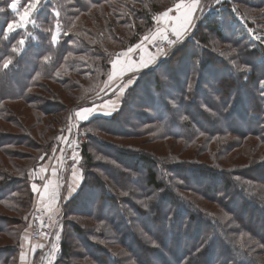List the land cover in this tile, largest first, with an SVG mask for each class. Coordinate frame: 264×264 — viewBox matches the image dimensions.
Wrapping results in <instances>:
<instances>
[{
    "label": "trees",
    "instance_id": "trees-1",
    "mask_svg": "<svg viewBox=\"0 0 264 264\" xmlns=\"http://www.w3.org/2000/svg\"><path fill=\"white\" fill-rule=\"evenodd\" d=\"M117 1L43 0L34 16L35 24L8 35L7 25L15 21L16 15L11 8L12 0H0V8L3 9L0 12V120L9 121V117L2 119L6 111L4 104H32L31 91L44 89L51 82L67 86L70 90L87 91L86 96L89 94L90 99L85 104L75 105H80L76 111L105 102L117 90L115 88L106 97L102 96L106 83L107 86L110 83L111 61L122 53L117 55L118 52L114 53L106 43L108 36L115 34L117 25H120L118 17L122 16L121 9L124 8L130 16H145L150 26L154 25L156 15L169 11L177 3L197 2L144 0L138 7L119 3L106 13L107 7ZM201 1L204 7L199 21L188 38L178 43L166 56L173 53V58L182 54V59L176 62L173 59V67L166 63L169 59L154 70L129 77L127 92L122 96L118 109L107 115L100 113L93 116L82 127L88 132L96 127L98 132L102 129L105 134L128 138H136L128 134L141 130V135L148 136L146 142L183 143L181 153L193 151L198 156L207 154L212 143L218 142L217 159L213 164L200 162L197 158L184 160L173 152L159 156L152 151L120 148L117 144L103 142L105 148L109 145L115 148L112 156L109 155L115 164L96 167L95 153L103 156V148L98 141L95 142L96 147L84 144L83 160L78 171L80 189L63 207L64 218L56 231L59 238L55 250L50 252L51 256L56 251L52 264H75V258H80L81 255L75 253L77 248L70 243L72 235L82 240L79 241L82 250L94 264H264V158H254L249 164L229 168L223 167L226 162L221 161L222 157L232 156L233 152L243 149L250 139L258 140L264 147V93L261 88L264 63H260L259 59L264 58V49L262 53L252 49L251 41L243 35L247 27L255 28L247 18L250 10H263L258 14H262L259 20L264 22V0H198ZM144 7L146 10H138ZM210 8H225V11H220L222 18L220 13L203 17ZM91 11L97 14L94 23L102 24L101 28L104 27V18L109 21L106 27L109 32L106 34L105 29L99 30V36L94 37L91 32L95 29L85 27L91 41L87 39L88 34L87 38H80L81 49L77 53L88 55L91 59L68 61L71 48L63 38L54 41V30L60 22L67 31L78 24L83 14ZM237 18L243 19L245 24L240 23L237 29H233L231 24ZM135 30L134 38L138 41L143 31L139 32L137 27ZM6 34L7 39L4 38ZM22 36L24 47L18 44ZM117 39L125 41L121 35ZM217 42L223 43L226 48L219 50ZM13 48L18 51L14 52ZM218 56H224V59ZM9 58L12 63L4 69L3 62ZM233 58L243 70L227 69L226 64ZM179 66L182 71L178 70ZM62 69L75 72L78 79L63 80L61 77L65 73ZM151 74L156 75L158 100L143 102L149 105L144 109L151 111V115L147 116L135 111L136 106H140L135 101L140 100L141 92L148 96L145 91V85L149 83L146 77ZM219 74H225L224 79H216ZM96 76L98 78L93 80ZM161 79L173 82L171 87L168 86L175 89L173 95H166L168 92L163 91L166 83H159ZM15 122L20 125L18 117ZM89 135L90 143L99 138L97 134ZM56 138L57 135L43 147L31 167L13 164L16 177L5 170L10 169H0V205L21 215L17 229L10 228L13 225L4 218L0 225V233L16 238L10 253L16 254L15 261L11 259L13 264H21V246L30 226L29 215L36 197L30 171L39 166L43 157H49ZM5 142L0 135V148L4 149ZM197 144L200 147L192 149ZM252 149L259 151L258 147ZM3 156L7 158L8 155L4 153ZM94 169H101L109 182H104ZM83 192L88 197H81ZM124 193L129 198L121 197ZM200 200L215 204L218 214L201 209L198 205ZM84 202L95 206L88 216L96 224L87 234L80 225L69 226L67 219L68 216L83 215ZM113 213L117 214L116 219ZM139 218L142 220L141 227L137 226ZM126 247L130 250L128 256L125 254ZM1 253L4 252L0 250V264L5 262ZM40 256L45 254L40 252Z\"/></svg>",
    "mask_w": 264,
    "mask_h": 264
},
{
    "label": "rangeland",
    "instance_id": "rangeland-1",
    "mask_svg": "<svg viewBox=\"0 0 264 264\" xmlns=\"http://www.w3.org/2000/svg\"><path fill=\"white\" fill-rule=\"evenodd\" d=\"M223 1L225 2L227 0H223ZM12 2L17 3V9L15 11L12 9L16 15L14 22L19 23V16L17 15V12H20V13L23 12V9L26 6L28 0L26 3L24 2V0H12ZM143 2H144V0H118L117 2L112 4V6H110V8L107 7L106 13L109 10H111V8H113V5H115V4L121 3L122 5H127V6L132 4V5H134V6L136 5L138 7ZM181 2H183V1H181ZM39 8H40V5L38 6V10H36L33 13V18L35 16V14L39 11ZM140 9H142L143 11L146 10L145 7L139 8L138 10H140ZM213 9L214 8H210V9H208L207 12H204L203 17H204V15H214V14L217 15V13H220V11H225V8H221V9L215 8L214 10ZM101 10L102 9L100 8L99 11H101ZM95 11H98V10H95ZM95 11H91L89 13L83 14L79 18L78 24L76 23L75 26L68 28L67 31H66V29L63 28V26L60 24V22L57 24L56 29L54 30L55 31L54 34L56 37L55 41H59L61 38H63L65 40V42L69 45V48H71V54H69L67 56L68 61H70V60L89 61V59H91L88 55H80L77 53V51L81 49L79 39L80 38H82V39L87 38L86 34L89 33L86 31L85 27L89 28L91 30L95 29V31L91 32V34L94 37L99 36V32H101L99 30L103 31V29H105L104 33L108 34L109 31L106 27L109 24V21L105 18H104V20H102L103 25H104L103 28H101L102 24L96 25L94 23V18L97 16ZM121 11H122V16L118 17V23L120 25L119 26L117 25V28L115 29V31H116L115 34L108 36V39L106 40V43H108L107 46L110 47L114 53L118 52L117 55L120 54L121 51L122 52L127 51V50L131 49L132 47H135L142 40L147 38L152 33V31L155 29V27L157 26V20L159 19V17H161L163 15V13H161L159 16L156 15L154 18V21H155L154 25L151 24L149 26L148 25L149 22L146 20L145 16H142V15L135 16L133 14L130 16L124 8L121 9ZM262 11L263 10H259V11L250 10V12H249L250 14L247 15V18L250 20V22H252L254 24L255 28L247 27V30H245V33H243V35H245V37L251 41V43L253 45L252 49H257L260 53H262V49H264V22H261V20H259V19H261V17L259 18V16L262 14H258V13L262 12ZM203 17H202V19H203ZM219 17L222 18L221 13L219 14ZM199 19H200V15L195 19V24L199 21ZM240 23L245 24L243 19L237 18V21L233 22L231 24V26L233 29H237L239 27V25H241ZM29 25H31V23H29L27 25V27ZM134 26L140 29L139 32L143 31L142 36L140 37L141 39H139L138 41L136 38H134V34L136 31ZM145 28L147 29L146 31H144ZM151 28H152V30H151ZM18 30H25V29L17 28L13 32L9 33L8 35L13 34V33L17 32ZM146 32H148V33L145 34ZM171 32L174 33V31L168 30L166 32L165 38L168 37ZM118 35L123 36L125 41H119L117 39ZM188 36H189V34H187L183 38L181 36H177V37H178V40L182 41L185 38L187 39ZM21 38H23V36ZM87 39H89L91 41L89 34H88ZM135 39L137 42L135 41V44H133L132 42ZM150 45H151V43H149V42L144 43V47L147 50H149V52L151 54H154L149 49ZM24 46H25V44L22 47H24ZM217 48L219 50H220V48L225 49L226 46L223 45V43H218ZM188 50L189 49H187L186 51H188ZM189 51H191V49ZM222 51H223V53H225V50H222ZM220 53H222V52H220ZM158 55L159 54H157V53L154 54V56L158 57L157 58L158 59L157 64L153 65L148 70H154L155 68H158L161 63H163L164 61L166 62L169 59H171L172 61L170 60L166 63H170V67H171V65L173 67L176 60H181L183 57V56H181L182 55L181 54L179 56L177 55V56H174L172 58V56H173V53H172L171 55L166 57V59L165 58L159 59ZM223 57L224 56H218L219 59H224ZM173 59L175 61L174 63H173ZM259 59H260V63H264V58H259ZM112 61H113V59H112ZM112 61H111V68H112ZM229 61L230 62H228V64H226L227 69H229L231 67L237 72H239L240 70H243L241 65L238 64L237 59L233 58V59H229ZM168 68H169V66H168ZM182 69H184V68L182 67ZM178 70L182 71L181 66H179ZM61 71H63L65 73V74H63V77H61L63 80H67L69 78H72L75 80L78 79L75 72L71 73L70 71H67L64 69H62ZM160 71H162V70H160ZM111 72H112V70H111ZM243 72H245V71H243ZM155 76H154V74H151L150 76L146 77V80L149 82L148 84L145 85V86H147V87H145V91L148 92V96L144 95V93L141 92L140 93L141 95L139 96L140 100L135 101V103L140 105L138 107L136 106L135 111L138 113L141 112L143 115H147V116L151 115V111L144 109L145 106H149L148 103H143V102L144 101L150 102L151 100H158L157 92H156V90H158V89L155 88V86L157 84V82H155V78H154ZM224 76H225V74H219V76H217L216 79L222 80V79H224ZM138 77L139 76H137V78L135 79V83L137 82ZM97 78L98 77L96 76L92 79L96 80ZM110 78H111V73H110ZM193 80H195L194 76H193ZM159 83H166L165 86H163V84H162L163 91L168 92V93H166V95L167 94L173 95V92L175 89L169 88V87H171L170 85H172V83H173L172 81H169V82L164 81L163 82L161 79V82H159ZM103 84H104V82H103ZM103 84H102V86H103ZM47 85H48V87H45L44 89L38 88V89L31 91L32 96H33V103L32 104L23 103V102L4 104V108H6L5 109L6 111L3 112L2 119H6L9 117L8 118L9 121L0 120V135H1V137H4L5 141H6L4 143L5 144L4 149H3V147L0 148V169L3 170V168H5V167L10 169V170L5 169V170L8 171L11 175H13L15 177H16V171L13 170V164L14 165L18 164L19 166L25 167V168L31 167L35 163V157L42 152L43 147L46 144H49L51 142L52 138L57 135L55 146H54V148L50 154V155L56 156V151L61 149V147L64 148L66 143L67 144L70 143V140L73 139V137L70 135V131L72 132L73 136H75V133L77 135L78 141H76V142L78 145H80L79 146V151H80L79 156L80 157L82 156V148H83L84 144L89 143V145L91 147H96L95 142L98 141V144L100 145V147L103 148V156L97 152L96 153L94 152L96 155V158H95L96 167L99 165H101L102 167H105V166H108L109 164L111 166H114V164H115L113 159L110 158V156H109V155L112 156L113 152L115 151V148L113 146H110V145H109V147L107 146L105 148V144L103 142H106V143L109 142L112 144H117L120 146V148H126V149H129V147L136 148V149L140 148V149H144L147 151L155 152L159 156H167L168 154H171L173 152V154H179V158L181 157V159H184V160L191 159V158H194V159L197 158L198 161L200 160V162L203 161V162L213 164V161L217 159V157H215V154H216V149L218 147V144H217L218 142L212 143V145L210 146L209 152L207 154H204L203 156H198L193 151H189V152H186L184 154L181 153L180 148H182L183 143L177 144L176 142H173V141H168V142L163 143V142H153L150 140L148 142H146L148 139V136L145 134L141 135L140 134V133H142L141 130H139L138 133L135 131H132V132L130 131L131 133L128 134V136H131V134H132L131 137H136V138L114 136V135H110L108 133L105 134L102 132V129H101V131L98 132L97 131L98 129L96 127L92 128L91 132L90 131L88 132L87 129L82 127L83 124L80 120V122L78 121L79 122V128L76 131H74L73 129H70V127H69V121H70V117H71L70 113L73 110H75L76 107L80 108V107H78L80 105L74 107L75 105L83 104V103L85 104L86 102H88V100L90 99L89 94H88V96H86L87 91L84 92V90H81V89L76 90V91L70 90V89H68L67 86L62 87V86L57 85V84L52 83V82L48 83ZM239 85L242 86V84H239ZM110 86H111V82L108 84V86L106 83V86H105L106 88L104 89V92H103L104 94L102 93L103 94L102 96L105 95L104 97H106L109 93L112 92V90L110 89ZM190 88H191V90H193V86H191ZM261 88H262L263 93H264V82L262 83ZM209 91H210V89H209ZM126 92L127 91L125 88V92L122 94H119V97L126 94ZM127 95H126V97H127ZM104 97H101V99ZM75 112H74V115H75ZM17 117L20 119V125H17L15 122V120H17ZM90 133L91 134L93 133L94 135L97 134L96 136H98L99 138L94 139V142L91 141V143H90L88 141V136H90L89 135ZM69 138H70V140H69ZM230 139L234 140L233 138H230ZM101 144H103V145H101ZM199 147H200V144H197L196 147H193L192 149H195V148L198 149ZM253 147H258L259 151L257 152V149H252ZM4 153H6L8 155L7 158H4V156L1 157L2 154H4ZM238 153H240L239 156H237ZM182 154H183V156H182ZM56 157L59 158V156H56ZM259 157L264 158V147L260 146L258 140L250 139V140H247L246 146H244L243 149L240 148V150L233 152L232 156L222 157V160L219 159V161L221 160V161L226 162V165H224L223 167H228V166L231 167L232 165L249 164L250 161H252L254 158H259ZM82 160H83V157H82ZM82 160H80L79 166H81ZM58 161L60 163V160H58ZM243 161H246V162H243ZM94 173H96V175H98L104 182H109V178H107L101 172V169L100 170L94 169ZM79 189L73 195V197L78 194ZM97 192L99 193L100 190H97ZM110 193L113 194V192H110ZM81 195H82L81 197H88L86 192H83ZM186 195H188L190 197V194H186ZM99 196H102L101 193H99ZM73 197L70 196L68 199H66L65 203L70 201ZM121 197L129 198L128 195H125V193L122 194ZM45 201H47V202L45 203ZM65 203L60 204L61 209H60L59 204L57 206H56V204H53L51 206L50 202L48 200H45V199H41L40 204L43 208L45 207L47 209L49 214H53V213H56L59 211L60 221L57 224V226L59 227L61 221L64 218L63 207H64ZM84 205H85V212L83 213V215L79 214V215H75L72 217L68 216L67 219L69 220V223H70L69 226L73 225V224L74 225L75 224L80 225L87 234V233L91 232V230H93V228L95 227V224H96L95 220L91 219L88 216L89 213H92V211L95 209V206H93L92 204H90L88 202H84ZM198 205L201 209H204L206 211H210V212L218 214V208L216 207L215 204H212L210 202H206L204 200H200L198 202ZM55 206H56V209H55ZM126 209H127V207H126ZM129 210H130V208H129ZM127 211H128V209H127ZM62 215H63V218H62ZM116 215L117 214H115V213L112 214V216L115 219L117 218ZM0 216H2V217H0V225H1L2 221L4 222V219L7 222L9 220V224L13 225V227L10 226V228H12V229H17L16 228L17 225L20 224L21 215L14 214L10 211H7L1 205H0ZM29 217H30V215H29ZM141 222H142V220H141V218H139L138 222H137L138 227H141ZM28 226H29V224H28ZM29 233H30V230L27 229V232L24 236V242H23V247H25V251L23 252V256H22V264H26V263L28 264L29 252L32 251V249H31L32 246L38 245V243L41 244L42 241L46 240V238H45L44 240H41V241H38L35 243H31L29 240V238H30ZM5 234L3 235V233H0V250H2L4 252L1 254L3 256L2 261L3 260L5 261V262H1V263L2 264H13L11 259L13 258L15 261L16 254H13L14 255L13 256V255H10V253L12 252V249H13L12 244L15 243L16 238H14L15 237V236H13L14 234H12L13 238H11V237L9 238ZM26 240H28V242L30 243L29 246L26 244ZM79 241H82V240L77 239L76 236L72 235V238L70 239V243L72 244L73 247L77 248V249H75L76 250L75 253L77 255L78 254L81 255L79 259L75 258V261L73 263H75V264H87V263L88 264H90V263L94 264L93 261L91 260V258L88 256V254L87 253L85 254L84 250H82V248H83L82 243H80ZM92 241H96V240L92 239ZM129 241L131 243L132 239L129 238ZM44 245H46V243H44ZM127 246L130 247V245H128V244H127ZM36 247L37 246H35L33 249H35ZM113 249L116 251L115 248H113ZM120 250L122 251V249H120ZM128 252H130V250L126 247L125 254L127 256L129 255ZM82 253H84V254H82ZM21 255H22V253H21ZM54 255H56V251L53 252V255H51L49 257V262H52V257ZM41 258L42 257L40 256L38 259L39 262H40ZM6 259H7V261H6ZM9 262H11V263H9ZM14 264H15V262H14Z\"/></svg>",
    "mask_w": 264,
    "mask_h": 264
},
{
    "label": "crops",
    "instance_id": "crops-1",
    "mask_svg": "<svg viewBox=\"0 0 264 264\" xmlns=\"http://www.w3.org/2000/svg\"><path fill=\"white\" fill-rule=\"evenodd\" d=\"M184 3L189 5L196 4V7L192 9V15L189 18L190 22L186 28V31H183L179 34V36H181L182 38L189 34L190 30L194 27L195 19L202 14L204 7V2L202 1L198 3L187 1ZM165 13H167V16L164 15ZM165 13H163V15L159 17V19L157 20V26L147 38L142 40L135 47H132L131 49L122 52L116 58H113L110 89L113 90L117 88V90L114 92L113 97L109 98L105 102L95 105L92 108H85L93 109L94 111L92 113L82 115L84 109H80L79 111L75 110V115H73L76 117V122H80L81 120L83 124L89 121L93 116H96L100 113L104 114L106 112L116 111L120 106V100L122 98V96L119 97V94L124 93L125 88L127 90V87L129 86V77L146 71L153 65L157 64L158 57L154 56V54H151L149 50L144 47V43H153L154 41L164 39L168 30L174 31V29L180 24V21H178L177 17H179L181 13L176 10V6ZM117 59H119L122 64L125 62V60L127 61L126 72L119 73L113 69V63ZM70 135L73 137L72 140H70L69 138L70 143H66L64 148L61 147V149H59L58 151L55 150L56 156H59V158L54 155H50L47 159H44L43 157L40 160L39 166L36 169L31 170L29 174L32 187L33 185L36 186V190L33 189L35 194L41 192L43 198L48 200L51 206L53 204H56L57 206L58 204L60 205L61 203H65L66 199L74 195L78 191L80 186L81 179L78 176V171L80 170V160H82V156H79L80 145H78L76 142L78 141V138L74 140V136L71 131ZM58 160H60V163ZM58 238L59 236L55 237L53 241L44 240L41 244L38 243V245H35L37 246L35 249H33L35 246H32V251L29 252L28 264H52V262H49V257L52 251L56 248L55 245L58 241ZM44 243H46V245H44ZM26 244L29 246L30 243L28 242V240H26ZM24 251L25 247H23L22 244L21 264ZM40 252H43L45 256L42 257L39 262L38 259Z\"/></svg>",
    "mask_w": 264,
    "mask_h": 264
},
{
    "label": "built area",
    "instance_id": "built-area-1",
    "mask_svg": "<svg viewBox=\"0 0 264 264\" xmlns=\"http://www.w3.org/2000/svg\"><path fill=\"white\" fill-rule=\"evenodd\" d=\"M169 41H172L173 43H169ZM180 41L181 40H178V37L175 35V33L171 32L165 39H160L151 43L149 49L152 53L159 54V59H162L165 58ZM74 111L75 110L70 113L71 117L69 121V127L70 129L76 131L79 128V123L76 122V117L73 115ZM75 139H77L76 133L74 136V140ZM42 197L43 196L41 192L36 194L34 205L30 214L29 240L31 243L44 240L45 238L48 241H50L51 239L53 241L55 237L59 236L58 234H56V231L59 228L57 224L60 221V213L58 211L56 213L49 214L47 209L45 207L43 208L40 204L41 199H43Z\"/></svg>",
    "mask_w": 264,
    "mask_h": 264
},
{
    "label": "snow or ice",
    "instance_id": "snow-or-ice-1",
    "mask_svg": "<svg viewBox=\"0 0 264 264\" xmlns=\"http://www.w3.org/2000/svg\"><path fill=\"white\" fill-rule=\"evenodd\" d=\"M42 0H28L26 6L23 9V12H17V15L19 16V23L16 22H10L7 25L6 33H11L17 28L20 29H26L27 25L29 23L35 24V19L33 18V13L38 10V6L41 4ZM219 2V0H217ZM198 3V0H197ZM196 7V4H185L184 2L178 3L176 5V10L181 13L179 17H177L178 21H180V24L178 27L174 29V32L179 36V34L183 31H186V28L190 22V17L192 15V9ZM11 8L15 11L17 9V3L13 2L11 4ZM3 9L0 8V12H2ZM167 16V13L164 14ZM5 39L8 38L7 34L4 37ZM54 41L56 40V37L53 38ZM169 43H173L172 41H169ZM18 44L20 46H23L25 44V40L23 38L18 40ZM13 51L16 52L18 51L17 48H13ZM47 59V57H45ZM155 59V58H152ZM12 63L11 59H7L3 62V68L8 69L9 65ZM127 61L122 64L119 59H117L113 63V69L119 73H124L127 71ZM143 66V65H141ZM94 110L93 109H84L82 115H86L88 113H92ZM104 114H110V112H106ZM33 189L36 190V186L33 185Z\"/></svg>",
    "mask_w": 264,
    "mask_h": 264
}]
</instances>
